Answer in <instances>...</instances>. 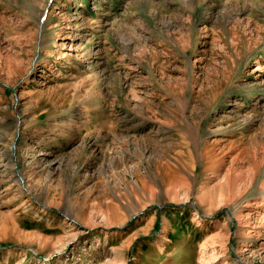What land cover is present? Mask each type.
<instances>
[{
	"label": "rangeland",
	"instance_id": "374dc122",
	"mask_svg": "<svg viewBox=\"0 0 264 264\" xmlns=\"http://www.w3.org/2000/svg\"><path fill=\"white\" fill-rule=\"evenodd\" d=\"M0 264H264V0H0Z\"/></svg>",
	"mask_w": 264,
	"mask_h": 264
},
{
	"label": "bare ground",
	"instance_id": "6f19581e",
	"mask_svg": "<svg viewBox=\"0 0 264 264\" xmlns=\"http://www.w3.org/2000/svg\"><path fill=\"white\" fill-rule=\"evenodd\" d=\"M152 175V174H151ZM150 177V176H149ZM151 178V177H150ZM154 180H155V178H154ZM173 182H171V181H168L167 182V185H168V188L169 189H167V192H169V193H171V190H173V191H175V188H174V184H172ZM178 185V184H177ZM181 186H183L182 184H180ZM179 186V185H178ZM177 186V187H178ZM176 187V186H175ZM180 187V186H179ZM151 190V192H150V194L152 195L153 193H154V191H152V189H150ZM154 190V189H153ZM178 194H179V192H175V193H173V195H172V197L173 198H175V197H177L178 196ZM187 194V193H186ZM183 195V194H182ZM185 195V194H184ZM186 196V195H185ZM215 261V260H214Z\"/></svg>",
	"mask_w": 264,
	"mask_h": 264
}]
</instances>
